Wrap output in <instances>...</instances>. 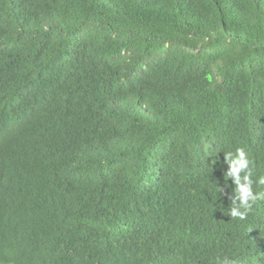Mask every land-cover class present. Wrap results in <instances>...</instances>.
Segmentation results:
<instances>
[{
	"label": "trees",
	"instance_id": "obj_1",
	"mask_svg": "<svg viewBox=\"0 0 264 264\" xmlns=\"http://www.w3.org/2000/svg\"><path fill=\"white\" fill-rule=\"evenodd\" d=\"M237 149L264 192V0H0V264H264Z\"/></svg>",
	"mask_w": 264,
	"mask_h": 264
},
{
	"label": "clouds",
	"instance_id": "obj_2",
	"mask_svg": "<svg viewBox=\"0 0 264 264\" xmlns=\"http://www.w3.org/2000/svg\"><path fill=\"white\" fill-rule=\"evenodd\" d=\"M225 159L229 165V170L226 175L228 178H231L235 184V196L231 197L233 207L230 209V215L233 218L243 220L252 210L253 204H255L258 199L264 197V192H256V194H253V180L251 179L252 166L243 149H237L234 155L228 154ZM242 171H245L243 177H241ZM256 184L264 185V176L259 177L256 180ZM237 200L240 202L239 208H242V211L238 210L236 206ZM217 264H238V261L224 258L223 260L217 259Z\"/></svg>",
	"mask_w": 264,
	"mask_h": 264
}]
</instances>
